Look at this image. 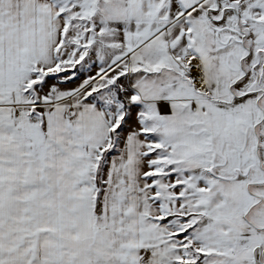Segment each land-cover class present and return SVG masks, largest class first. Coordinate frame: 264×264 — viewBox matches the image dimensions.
<instances>
[{
    "label": "snow or ice",
    "instance_id": "6c2138e0",
    "mask_svg": "<svg viewBox=\"0 0 264 264\" xmlns=\"http://www.w3.org/2000/svg\"><path fill=\"white\" fill-rule=\"evenodd\" d=\"M0 264H264V0H0Z\"/></svg>",
    "mask_w": 264,
    "mask_h": 264
}]
</instances>
